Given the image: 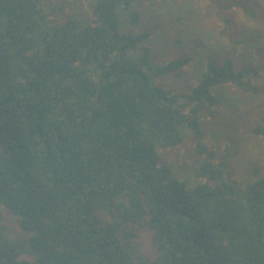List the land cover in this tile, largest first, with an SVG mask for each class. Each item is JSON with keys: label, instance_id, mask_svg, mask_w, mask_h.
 Instances as JSON below:
<instances>
[{"label": "trees", "instance_id": "obj_1", "mask_svg": "<svg viewBox=\"0 0 264 264\" xmlns=\"http://www.w3.org/2000/svg\"><path fill=\"white\" fill-rule=\"evenodd\" d=\"M133 2L57 20L45 0H0V209L22 231L0 213V264H264V174L236 180L201 120L216 87L255 92L258 70L210 63L189 94L158 85L191 58L157 63L150 33L123 32ZM189 139L195 183L163 157Z\"/></svg>", "mask_w": 264, "mask_h": 264}, {"label": "rangeland", "instance_id": "obj_2", "mask_svg": "<svg viewBox=\"0 0 264 264\" xmlns=\"http://www.w3.org/2000/svg\"><path fill=\"white\" fill-rule=\"evenodd\" d=\"M94 0H45L55 19L74 15L91 18ZM130 13L139 14L133 24ZM120 28L132 34H151L148 47L157 63L190 57L179 74L156 80L180 95L189 94L202 79L206 67L233 61L235 70L256 68L255 92L227 84L214 89L217 106L202 113L203 130L218 162L241 184L252 182L256 170L264 174V0H134L128 10L118 12ZM258 129V133L255 130ZM163 157L181 179L195 183L193 139L167 150ZM0 213L13 238L22 231L6 210ZM108 218H104L107 221ZM136 243L148 259L154 257L151 234L141 225Z\"/></svg>", "mask_w": 264, "mask_h": 264}]
</instances>
